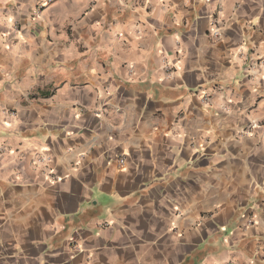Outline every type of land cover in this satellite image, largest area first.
<instances>
[{"label":"crops","instance_id":"1","mask_svg":"<svg viewBox=\"0 0 264 264\" xmlns=\"http://www.w3.org/2000/svg\"><path fill=\"white\" fill-rule=\"evenodd\" d=\"M0 264H264V0H0Z\"/></svg>","mask_w":264,"mask_h":264},{"label":"built area","instance_id":"2","mask_svg":"<svg viewBox=\"0 0 264 264\" xmlns=\"http://www.w3.org/2000/svg\"><path fill=\"white\" fill-rule=\"evenodd\" d=\"M205 100L206 102H208L207 99H203ZM50 160H51V157L48 156V155H37L35 156L34 158V166H37V167H41L40 169L45 171V172H48L49 168H48V165L50 163ZM123 162V159H120L119 160V163L122 164Z\"/></svg>","mask_w":264,"mask_h":264}]
</instances>
